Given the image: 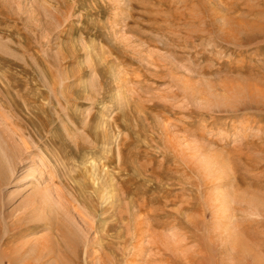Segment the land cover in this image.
Here are the masks:
<instances>
[{"label":"rangeland","instance_id":"1","mask_svg":"<svg viewBox=\"0 0 264 264\" xmlns=\"http://www.w3.org/2000/svg\"><path fill=\"white\" fill-rule=\"evenodd\" d=\"M0 202L25 263L264 264V0H0Z\"/></svg>","mask_w":264,"mask_h":264},{"label":"bare ground","instance_id":"2","mask_svg":"<svg viewBox=\"0 0 264 264\" xmlns=\"http://www.w3.org/2000/svg\"><path fill=\"white\" fill-rule=\"evenodd\" d=\"M1 202H0V264H31L29 262L25 263L24 260L23 261L20 260V258L25 255V251L24 249H22V247L20 246L18 247L15 245V243H17L16 240L19 239L22 235H24L28 230H30L31 228L30 224L31 225L32 223L36 224L37 222L41 221L40 218L35 219V217L39 216L40 211H46L49 214L52 212L49 211L48 208L44 204H42V202L40 203L35 202L34 204L28 206L25 212L20 216H15L12 213L4 214L3 209L6 207V205L4 204V202L3 203ZM50 220L51 219H48V221ZM62 232L64 233V231ZM66 236L65 239L68 240L69 237Z\"/></svg>","mask_w":264,"mask_h":264}]
</instances>
